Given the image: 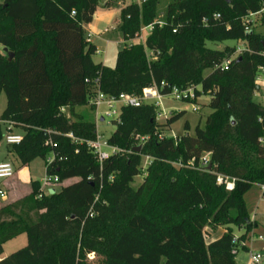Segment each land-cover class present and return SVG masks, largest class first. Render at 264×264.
Wrapping results in <instances>:
<instances>
[{
    "label": "trees",
    "instance_id": "1",
    "mask_svg": "<svg viewBox=\"0 0 264 264\" xmlns=\"http://www.w3.org/2000/svg\"><path fill=\"white\" fill-rule=\"evenodd\" d=\"M103 1L110 6L116 0H0V46L14 55L9 60L0 51V93L7 96L0 119L24 129L22 142L9 146L23 164L53 155L46 174L57 175L60 184L77 179L41 198V183L33 181L27 197L0 207V264H91L90 255L101 257V264H238L235 229L245 230L238 239L246 242L257 227L244 195L264 184V106L255 100L264 36L253 20L245 22L264 0H176L145 46L124 43L114 68L93 59L96 47L84 32ZM159 5L145 0L121 10L118 31L125 41L157 21ZM257 18L264 25V17ZM227 40L243 42L246 50L232 58L237 47L207 44ZM146 49L158 52L154 61ZM230 58L227 68L214 67ZM96 79L109 96L194 84L197 96L211 97L212 113L194 134L160 140L185 112L159 124L152 105L124 106L107 140L126 154L101 166L86 143L66 136L97 138L95 121L77 112L90 105ZM137 135L150 137L140 152ZM206 153L214 171L235 178L233 190L212 173L172 164L198 163ZM142 154L155 160L134 188ZM208 228L223 232L208 238ZM22 234L27 245L2 257L4 245Z\"/></svg>",
    "mask_w": 264,
    "mask_h": 264
},
{
    "label": "rangeland",
    "instance_id": "2",
    "mask_svg": "<svg viewBox=\"0 0 264 264\" xmlns=\"http://www.w3.org/2000/svg\"><path fill=\"white\" fill-rule=\"evenodd\" d=\"M119 0H116L114 2H118ZM176 0H160V5H159V17L157 21H163L165 22V16L167 14V10L169 5L172 2H175ZM138 3L139 0H125L126 4H131V3ZM114 11L109 12V19L104 21V23L101 24V28H110L111 30H114V37L117 40H121L122 42H118L115 40H112L108 46L106 43H102L98 40H96V44L99 45V49L101 50H106V54H94L93 59L96 62H102L105 66L114 68L117 62V54L118 52L124 47V38L118 31V27L120 25V22L117 24V21L120 20V15L114 14ZM114 17V18H113ZM113 18V19H112ZM257 18V17H256ZM252 25H257L255 27V31L257 33H260L264 36V25H258L259 24V18L253 19ZM84 32L86 33V29L84 28ZM87 36V35H86ZM145 36H148V33H145ZM128 44H134V42H128ZM210 48L216 49V50H223L226 47H237L242 48L244 46L243 42H237L234 40H227L224 42H208L207 43ZM0 51H4V49L0 46ZM237 52V51H236ZM234 53L232 56L233 58L236 57L238 54ZM209 69L205 71V74L209 73ZM199 87V86H198ZM263 93V98H264V86H261L260 91H256L255 93V100L259 103H261L264 106V101L261 99V96L258 95V93ZM211 97L208 95H202L198 98L196 102V106H198L199 110L194 111L193 110V103L192 102H187V101H178L174 99H166L164 100V106L165 109L170 112V116H173L179 112H185L184 115L175 123L169 126V130H167L163 135H166L167 137H173L176 136H181L183 134H194L195 128L200 125L201 127L205 126V122L207 117L212 113V109L209 107ZM7 107V96L4 92L0 93V116L3 114ZM104 108H102L103 110ZM77 112L81 113L86 119L90 121H95L96 125V130L97 134H99L103 139H109L112 134L116 131L117 126L113 122L111 118H106L105 121L101 122H96V117L94 111H92L90 105H85V106H80L77 107ZM169 119H163L160 118L159 120H156L159 124H165L168 122ZM189 123L190 125V130L185 129V124ZM2 125V131H3V139L0 142V161L5 160L10 162L15 170V176L14 178H18L22 183L25 185L31 184L33 181H39L41 183V189L42 186L44 185L43 180L46 176V161L49 158H53V155L48 156L46 159H43L41 157H37L34 160H32L29 164H23L13 151L12 146H9L6 141H5V136L9 133V129H12L13 133H19V134H24V129L22 127H10V124L6 123L5 121H1ZM143 135H137L136 136V141L135 145L136 147H143L144 141H143ZM106 150L110 151L108 147H105ZM123 154H126V151L124 150L122 152ZM142 157V156H141ZM175 162H172L174 164ZM76 179H72L71 181H75ZM144 180V177H142V174L138 175L135 177L134 182L132 183V186L134 188H138ZM67 183L63 184H58L56 185L53 189L55 191H60L63 186H66ZM15 190V193H9L7 188L6 190V198L0 199V207L5 204L9 203H14L17 201H20L27 197L32 189L24 192L22 189L21 190H16L15 187L11 186L9 189ZM50 190L48 188L45 189V192H49ZM49 194H44V196H47ZM39 198H41L39 196ZM244 200L246 202L248 212L250 217H256L258 222L264 226V195L262 190L260 189L259 186L255 185L253 188H251L245 195H244ZM254 222V221H253ZM209 234L208 238H217L220 236L223 232V228H219L217 231H212L210 228H208ZM212 231V232H211ZM253 237V234L251 233L249 235L248 239H251ZM21 240H23V245H21ZM27 235L23 234L21 238H17L14 242H10L7 245H4V252L3 255L6 257L17 250L25 247L27 245ZM264 244V242H263ZM244 254H240L238 256V261H240L243 258ZM93 258H89L91 264H101V257H96L94 260H91Z\"/></svg>",
    "mask_w": 264,
    "mask_h": 264
},
{
    "label": "built area",
    "instance_id": "3",
    "mask_svg": "<svg viewBox=\"0 0 264 264\" xmlns=\"http://www.w3.org/2000/svg\"><path fill=\"white\" fill-rule=\"evenodd\" d=\"M141 1L144 2L145 0H139L140 3ZM72 14H75V12H73ZM257 16L264 17V4L260 11L255 12V13H250L246 17L245 22L250 23ZM214 18L219 19L220 14H214ZM156 24H158L159 26H163L165 22L155 21L154 23L150 25L143 26L133 38H129L127 41L124 40L123 42L124 43L134 42V44L141 43L145 46L146 38H147L145 36V33H148V35L152 33ZM174 32H176V30H174ZM91 37H92L91 34H88L86 36V39L88 42H90ZM245 50L246 48L245 46H243L242 48H238L236 53L240 54ZM96 53L100 54L99 51H96ZM146 55H147L148 61L151 62L157 58L158 52L154 50L146 49ZM232 58L225 60L221 64H216L214 67L225 69L231 64ZM95 84H96V90L94 92V95L90 98V105L94 108L96 122L105 121L106 118L108 117V118H111L114 123H119L120 122V111L122 107L124 106L140 107L145 104L152 105L154 107L155 113H156V120H159L160 118L169 119L170 112H168L164 106V100L166 99H174L178 101L192 102L193 110L194 111L199 110L198 106H196V102L199 98V96H197V90L199 89V87L194 84L186 88L172 87L166 93H163L162 89L158 88L156 85H150L144 88L140 95L121 93L118 96H109V95L104 94L99 88V79L95 80ZM256 84L258 88H261V86H264V67L259 68V72L256 77ZM162 86H164V84ZM102 108L104 109L102 110ZM61 112L66 113L67 107L61 108ZM1 121L2 120L0 119V122ZM260 121L263 122L264 119L262 118L260 119ZM5 122L8 123L7 121ZM10 127H12V124H10ZM163 134L164 133L159 135L160 140H163L167 137L166 135H163ZM66 136L72 139V141H77L79 143H86L90 151L94 154L97 162L101 166L112 155L121 154L123 152V150L119 148L118 146L109 145L108 141L103 139L99 134H97V138L95 140L79 139L73 133H69ZM142 138H143V141L146 142L150 137L143 136ZM174 138L176 139L177 137L174 136ZM22 140H23V135L15 134L10 130H9V133L5 136V141L8 145L20 144ZM259 141L264 147V136L260 137ZM105 147H108L110 151L106 150ZM54 159H55L54 156L53 158H49L47 160V165L49 166L54 161ZM154 160L155 159L152 156L147 155V154H142V165H141L142 177L147 176L148 168L149 166L152 165ZM174 165H176L177 167L192 168V169H197L200 171L212 173L216 176V181L219 185L225 186V188L229 191L235 188V182H236L235 178L225 176L224 174L213 170V166L211 164L210 153L204 154L200 158L198 163H196L193 160L188 161V162L178 161V162H175ZM210 166H211V169H209ZM14 174H15V170H14L13 165L10 162H0V199L1 200L6 198L7 196L3 183L4 181L12 178ZM114 179H115L114 175H112L109 178L110 181H114ZM43 183L44 185L42 186V190L39 195L40 197H42L44 194H50V191L56 185L60 184V180L57 175L46 174L43 180ZM259 187L262 190L263 195H264V184L259 185ZM46 188L50 190L47 193L45 192ZM258 238L260 240H264V236H259ZM234 243L237 245V247L234 248L233 253L237 255L239 251L242 250L241 247L245 245V242L239 241L238 236H235ZM249 254H250L251 264H262L263 258H264L262 253L250 251ZM90 258H93V255H90Z\"/></svg>",
    "mask_w": 264,
    "mask_h": 264
},
{
    "label": "crops",
    "instance_id": "4",
    "mask_svg": "<svg viewBox=\"0 0 264 264\" xmlns=\"http://www.w3.org/2000/svg\"><path fill=\"white\" fill-rule=\"evenodd\" d=\"M105 3H106L105 1H103L101 3L100 7L98 8L97 12L94 15L93 21L91 23H89V24L84 25V28L86 29V33L85 34L86 35H88V34H91L92 35L91 40H90V43H92L93 45H95L96 51H99L100 54H102V53L103 54H106V50L99 49V45L96 44V42H95L96 40H98V41H100L102 43L103 42L106 43L107 46H108V44H110V42L112 40L121 42V40H117L114 37V30L115 29L114 30H111L108 27L102 29L101 28V24L104 23V21L107 18H109V15L108 14H109L110 11H114L115 12L114 14H116V15L118 14V15L121 16V10L125 6L129 5V4H126L125 3V0H119L118 2H114L113 1L110 6H106ZM107 20L110 21L109 19H107ZM119 22H120V20L117 21V24ZM260 89L261 88H258V91H260ZM258 95L261 96V99L264 101L263 93L260 92V93H258ZM16 134H19V133H16ZM20 135H23V134H20ZM105 140H107V139H105ZM0 162H8V161L2 160ZM14 176H15V174H14ZM14 176L12 178L4 181V183H3L4 188H7V190H8L9 193H12V194L15 193L14 188L13 189H9L11 186L15 187L16 190H18V191L22 189L24 192L32 189V184L25 185L17 177L14 178ZM71 180L72 179L67 180V181H65L63 183H67L68 182L69 184H71V183L77 181V179L75 181H71ZM69 184H67V185H69ZM251 220L257 223V227L252 232L253 237L251 239H248L245 242V247L246 248L240 250L239 253L237 254L236 261H237L238 264H251V262H250V254H249L250 251L260 252L264 256V244H263L264 240H260L258 238L259 236H264V226H262L258 222V220H257V218L255 216L254 217H251ZM244 232H245V230L243 228L242 229H240V228L239 229L238 228L235 229V235L236 236H241V235L244 234ZM22 235H20V236L14 238V239L8 241L5 245L9 244L10 242H14L15 240H17V238H21ZM22 241L23 240H21V243H20L21 245H23V242ZM240 254H244V255H243V258L240 261H238V256ZM2 257H5V256L2 255ZM262 264H264V258H263Z\"/></svg>",
    "mask_w": 264,
    "mask_h": 264
},
{
    "label": "water",
    "instance_id": "5",
    "mask_svg": "<svg viewBox=\"0 0 264 264\" xmlns=\"http://www.w3.org/2000/svg\"><path fill=\"white\" fill-rule=\"evenodd\" d=\"M4 52H6L7 54H8V56H9V60H12V58H13V53L12 52H9L8 51V49L7 48H5L4 49ZM142 150V148L141 147H138L137 149H136V151H138V152H140ZM209 169H211V166L209 167ZM56 191L54 190V189H52L51 191H50V194H53V193H55Z\"/></svg>",
    "mask_w": 264,
    "mask_h": 264
}]
</instances>
